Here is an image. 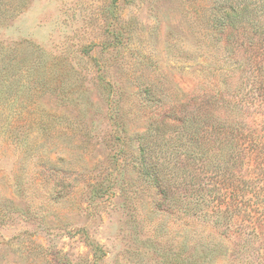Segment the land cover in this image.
I'll return each instance as SVG.
<instances>
[{
    "label": "rangeland",
    "instance_id": "rangeland-1",
    "mask_svg": "<svg viewBox=\"0 0 264 264\" xmlns=\"http://www.w3.org/2000/svg\"><path fill=\"white\" fill-rule=\"evenodd\" d=\"M213 101L264 133V0H0V264H264L263 220L163 215L133 169Z\"/></svg>",
    "mask_w": 264,
    "mask_h": 264
},
{
    "label": "trees",
    "instance_id": "trees-1",
    "mask_svg": "<svg viewBox=\"0 0 264 264\" xmlns=\"http://www.w3.org/2000/svg\"><path fill=\"white\" fill-rule=\"evenodd\" d=\"M223 110L241 116H223ZM240 111L235 103L213 101L151 117L132 160L156 191L157 212L230 236L264 221V182H254L264 178V133Z\"/></svg>",
    "mask_w": 264,
    "mask_h": 264
}]
</instances>
